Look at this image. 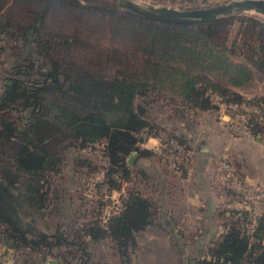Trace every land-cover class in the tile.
Returning <instances> with one entry per match:
<instances>
[{"label":"trees","instance_id":"16d2710c","mask_svg":"<svg viewBox=\"0 0 264 264\" xmlns=\"http://www.w3.org/2000/svg\"><path fill=\"white\" fill-rule=\"evenodd\" d=\"M64 15L75 17V28L88 29L102 21L111 38L128 39L133 45L130 55L136 53L138 59L128 57L126 50L124 59L119 58L121 67L108 77L80 67L72 50L85 37L61 31L57 21ZM235 23L237 31L232 34ZM15 40L30 45L45 70L33 61H21L12 67V78L0 92L1 256L10 252L32 264H47L53 250L65 247L67 252L60 258L69 254L78 257L75 264H100L86 249L88 236L95 242L108 239L121 263L130 264L136 236L158 222L163 224L161 208L149 194L155 189L150 176L135 167L138 159L153 155L142 144L151 136L162 141L161 133H166L167 155H177L169 141L183 147L182 159L176 161L181 176L191 164L186 136L165 131L152 117L158 104L182 117L217 111L221 105L231 118L245 116L242 124L252 137L264 136V99L238 92L264 77V19L256 15L172 23L143 17L118 4L0 0V55ZM249 105L260 114L246 116L244 107ZM95 146L106 162L102 183L109 190L120 189L123 183L129 186L117 213L104 224L99 219L78 228L72 224L70 238L59 221L65 189L55 187L51 177L72 161L88 173L95 172L99 166L91 159L68 160L70 149ZM133 152L136 156L129 164ZM231 165L229 181L235 178L244 185L240 164ZM225 174L220 172L224 180ZM227 184L221 190L231 200L242 199L243 194ZM218 214L222 232L207 242L201 240L206 245L201 256L185 264H264V207L256 215L250 209ZM47 217L54 219L52 233L38 224Z\"/></svg>","mask_w":264,"mask_h":264},{"label":"rangeland","instance_id":"374dc122","mask_svg":"<svg viewBox=\"0 0 264 264\" xmlns=\"http://www.w3.org/2000/svg\"><path fill=\"white\" fill-rule=\"evenodd\" d=\"M84 2H92L104 5H117L116 0H82ZM138 2H146L154 4L156 6H168L177 9H191L208 7L211 5H216L220 3H225L231 0H136ZM256 15L262 19L263 16L255 14L254 12H247L248 15ZM246 14V13H245ZM75 17L73 15L62 16L60 21H57L58 25L62 26L61 31L70 33L74 37H85L83 41L78 44L74 43L75 48L72 50L73 58L77 65L84 67L88 70L93 71L95 74L102 76H110L115 73L117 68L121 67V61L119 58L122 57V53L128 50L127 56L133 60L138 59V55H130L132 52L133 45L130 44L128 39H122L120 37L111 38L109 34L108 27L105 23L98 22L93 24L94 26H89V28H75ZM237 31V23L234 24L232 28V34ZM82 35V36H79ZM12 41L6 46V50L0 55V92L3 89L4 84L12 78L11 69L13 66L17 65L19 62H24L27 64L30 61L35 62L38 66L45 70V64L42 61L34 58L31 54L32 47L30 45L23 46L21 41ZM6 43V42H5ZM4 43V44H5ZM16 48V49H15ZM72 48V47H69ZM20 51L26 60L20 58L15 50ZM29 51V52H28ZM21 54V55H22ZM118 60V61H117ZM40 63V64H39ZM263 81V82H261ZM257 79L253 82V87L251 88V93H264V77L263 79ZM262 94V93H261ZM253 97H261L264 99L263 95L255 94ZM247 98V97H246ZM139 98L136 99L138 102ZM220 108L222 106L220 105ZM223 109V108H222ZM232 109H235L233 107ZM246 111L245 115L250 116L252 113H259V109L251 105L244 107ZM173 109L165 108L163 105L158 104L152 109V117L156 118L155 121L159 126L165 131L172 133H181L185 131L186 124L184 119H180L178 115H173L171 113ZM224 111V110H223ZM156 115V117H155ZM240 118L235 116L231 118L225 112H221L216 120V125L211 128L213 138H215L218 125L222 128L223 133H226L229 137H240V138H250L249 140L255 141V137H252L247 128L242 124V120L245 116ZM203 121V120H202ZM205 126V123H202ZM203 125H199L195 128V133ZM179 131H177V130ZM181 131V132H180ZM201 130H198V134ZM194 136L195 141L198 142L199 135ZM162 138L165 141L168 139L166 133H161ZM263 138V137H261ZM260 138V140H261ZM162 141L158 137L151 136L144 143L143 147H146L152 151L153 155L148 158L138 159L136 161V168H148V175L150 176V183L154 186L153 189L149 190V194L158 203L161 208V224L160 226L153 225L148 227L146 230L140 232L136 236L137 248L129 254L130 264H185L191 258L201 256L203 249H205L204 241H208L212 238L208 233L203 237L205 226L202 224L203 215L201 211L195 207L200 206L199 196L198 201H195V195L198 193L196 190H188L186 188L187 176L182 178L180 169L177 167V162H180V152H182L183 147L176 142H170L172 148L175 149L177 155L168 154L165 148L164 140ZM222 140L220 141V143ZM189 147L193 148L195 145L192 142H188ZM195 152L190 150L187 157L189 159L193 158ZM246 156L249 153L248 150L245 151ZM81 157L83 159H91L93 164L99 168L95 172H86L85 168H79L73 165L72 162H67L63 165L61 172L51 177L52 184L59 187V189H65L61 192V216L59 221L62 223V227L66 229L69 237L70 226L73 224L74 228H78L81 225L88 224L94 219H99L101 224L106 222L107 217L112 213L118 212L121 208L122 196L126 194L128 183H123L120 189L109 190L107 184L102 183L104 181V169L105 160L101 156L99 146L92 148H86L82 150H77L76 148L70 149L68 153V160L73 158ZM160 157V159H158ZM247 169L243 171L242 166L240 171L245 175L244 185L240 184L233 178L229 181V176L227 175V168H225V162L227 161L230 166L233 162L227 155L220 154L217 159L216 172L219 177V190L223 195L229 200L230 198L221 190L222 184H227L231 189L241 192L243 194L242 199L240 197H234L233 201L235 206L240 209L247 208L253 211V213H259L264 207V185H257L249 183L246 179V175L254 170V166L258 164L254 162L253 158L247 156ZM154 159V162H152ZM135 162V161H134ZM191 163V161H190ZM132 164V163H131ZM153 166V167H152ZM224 169V170H223ZM233 169V167H232ZM225 171V178H221L220 172ZM216 183V182H215ZM250 187L251 189H247ZM197 189H200L198 186ZM192 195V197H190ZM201 202V200H200ZM222 207V212L228 213L230 210H236L232 207ZM53 223H52V222ZM40 228L47 233H52L54 231V219L53 217H47L46 219H41L38 223ZM49 224V227H46ZM53 228H52V226ZM161 225H165L161 227ZM218 225V229H220ZM209 237V238H208ZM86 249L89 251L92 261H97L100 264H122L117 251L113 247V244L107 239L101 242H95L90 240L88 236L85 238ZM197 245V246H196ZM205 245V246H204ZM196 247V248H195ZM199 247H201L199 249ZM2 248V247H1ZM0 248V250H1ZM199 249V250H198ZM67 252V248L61 247L53 250L48 255V264L50 261L55 262V264H75L78 257L66 254L65 257L60 258ZM19 257L17 254L11 255L9 252L8 256H1L0 261L6 264H15L18 262Z\"/></svg>","mask_w":264,"mask_h":264},{"label":"crops","instance_id":"0c3cea01","mask_svg":"<svg viewBox=\"0 0 264 264\" xmlns=\"http://www.w3.org/2000/svg\"><path fill=\"white\" fill-rule=\"evenodd\" d=\"M259 81H261V79H259ZM250 87H253V85H250ZM250 87L247 86L240 88L238 89V92L247 98H251L255 94L264 96L263 92H261L262 94L255 93V91L251 93L253 90H251ZM223 110L224 109L220 108L219 106L217 111L201 113L199 115L187 113L185 117H182L174 110L171 111L174 116L178 115L181 120L184 119V123L186 124L185 131H180L181 133L178 134L185 135L188 139V142H192L195 145V152L193 158L190 160L191 164L186 175L182 176V178L185 179L187 176V184L186 188L184 189H188L190 191L196 190L198 193L195 195L194 199L195 201H198L199 199L201 200V202L199 200L200 206L195 208H198L203 215V218L201 219L203 226H205L203 237L208 233L211 237L217 238L222 232L221 225L220 229L217 228L218 225L221 224V219H219L218 213L222 211V207H230V204H233L232 207L238 209L235 206V202L231 199L228 200L219 190V177L216 172V167L217 159L220 154L227 155L233 162L240 164V167L242 166L243 171L247 169L248 166L247 156L251 157V161L253 158L254 162H256L258 165L254 166L253 172L246 175V179L249 183L264 185V136L255 137L254 142L249 140L250 138L248 137L231 138L226 133H223L222 128L218 125L216 132L217 136L213 138V134H211V128L213 126L216 128V120L218 119V115L221 114V112H224ZM202 123H205V126ZM199 125H203V127L198 129L201 130L198 134V130L195 133V128ZM196 134L199 135L198 142L195 141L194 138ZM221 140L222 142L220 143ZM143 145L144 144H142V147ZM204 146H206V150L204 149ZM194 147L192 148V151L194 150ZM246 150L249 152L247 156L245 153ZM152 162H154V159H152ZM141 168L148 172V168ZM198 186L200 189H197ZM190 197H192V195ZM240 209L247 208L240 207ZM204 238L202 240H204ZM17 256L19 257V260L18 262H15V264H32L29 262V260H27V258L24 259L22 255L17 254ZM51 262L52 261H50L49 264H51Z\"/></svg>","mask_w":264,"mask_h":264},{"label":"water","instance_id":"95a60500","mask_svg":"<svg viewBox=\"0 0 264 264\" xmlns=\"http://www.w3.org/2000/svg\"><path fill=\"white\" fill-rule=\"evenodd\" d=\"M119 6L141 15L143 17L172 23H188L196 20H213L219 17L238 15L254 12L264 17V0H231L225 3L211 5L208 7L177 9L168 6H156L136 0H116ZM206 150V146H204ZM136 153L133 152L128 158L131 164ZM55 264V262H51Z\"/></svg>","mask_w":264,"mask_h":264},{"label":"built area","instance_id":"2783aa9c","mask_svg":"<svg viewBox=\"0 0 264 264\" xmlns=\"http://www.w3.org/2000/svg\"><path fill=\"white\" fill-rule=\"evenodd\" d=\"M234 106H232V108H233ZM225 162V168H227L226 170L229 172V171H232V167L230 166V164L227 162V161H224ZM224 170V169H223ZM257 213H255V215H256Z\"/></svg>","mask_w":264,"mask_h":264},{"label":"bare ground","instance_id":"6f19581e","mask_svg":"<svg viewBox=\"0 0 264 264\" xmlns=\"http://www.w3.org/2000/svg\"><path fill=\"white\" fill-rule=\"evenodd\" d=\"M253 14V13H252Z\"/></svg>","mask_w":264,"mask_h":264}]
</instances>
